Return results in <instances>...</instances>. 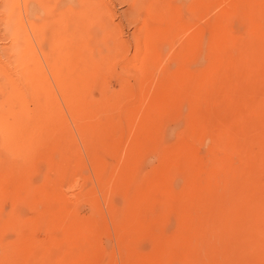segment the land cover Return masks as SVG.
I'll list each match as a JSON object with an SVG mask.
<instances>
[{
  "label": "rangeland",
  "instance_id": "374dc122",
  "mask_svg": "<svg viewBox=\"0 0 264 264\" xmlns=\"http://www.w3.org/2000/svg\"><path fill=\"white\" fill-rule=\"evenodd\" d=\"M204 1L189 49L180 0H91L104 26L77 50L97 65L78 94L39 1L0 0V124L36 139L0 145V264H264V0Z\"/></svg>",
  "mask_w": 264,
  "mask_h": 264
},
{
  "label": "bare ground",
  "instance_id": "6f19581e",
  "mask_svg": "<svg viewBox=\"0 0 264 264\" xmlns=\"http://www.w3.org/2000/svg\"><path fill=\"white\" fill-rule=\"evenodd\" d=\"M22 1H24V12H25V14L27 15V13H29V10H31L30 8H31V6H30V1L31 0H22ZM35 1H37V0H35ZM39 1V3L38 4H40V6L43 8L42 10L45 12V14L46 15H44L45 16V18H47L48 20V23H46V26H45V24H43L45 27H46V30H48V32L51 34V36L53 35V36H55V38H56V41H57V43H55V46L57 47V51L55 50V48H54V51H52L53 52V54H52V52H51V54H49L47 57L49 58V60H52V61H54L53 59H55V61H57V60H62V61H64L63 59H69V58H71V57H74V59L73 60H78L77 61V63L79 64V68H80V71H78V72H75V73H73V75L74 76H70L69 77V79L67 80V82H68V84H69V80H71V78H73L72 80H71V82H70V84L71 83H73L72 85H77L78 86V82H82V79L83 78H85L84 76V74L85 73H87L88 72V69H90L91 67L93 68V67H96L97 65H94V61H93V57L91 56V54H90V52H89V55H86L85 53V51L83 52V53H79L77 50H78V48H80L81 46H83L82 47V50H89L88 49V47H90L91 48V43L93 42V40H94V37H95V35H94V37H93V35H92V37H93V39H92V37H91V35L90 34H94V32L96 33V32H98L104 25H102V26H100V27H98V24H101V23H96V26H95V23H94V21L97 19V18H95L96 16L98 17V15L97 14H99V13H101L102 12V10H101V12H100V9L97 11L96 10V12H99V13H96L95 14V12L93 13V14H95L94 16H93V18H92V16H91V14H89V5L91 4L92 5V3H91V0H76V2H77V6L75 5V4H73V2H74V0H53V1H51V0H48V3L47 2H44L43 0H38ZM204 1V0H203ZM256 0H254V1H252V2H255ZM14 2V1H13ZM12 2V5L14 4ZM51 2H53L55 5H54V7H53V9H52V11L51 12H49L48 11V6H50V4H51ZM97 3L96 2V0H93V4H95V3ZM180 2H181V4H180V6H178V7H186V6H188L187 8H188V10L187 11H183L184 9H182V8H180V10H179V12L176 14L177 15V17L179 18L178 19V23H179V25L181 26V28H184L185 30H186V24L183 22V20H186V19H188L189 18V16L191 15V14H193L194 15V17H195V26H196V29L194 30V32H192V34L190 35V36H186L187 38H186V40H185V44H186V46H188L187 48H189V46H191V48H193V49H197L196 47L198 46V44H199V40H200V26H199V23H200V13L202 14V12H201V8H202V5H201V0H180ZM249 2V1H248ZM261 1H259V3H260ZM263 2V1H262ZM15 3H16V0H15ZM44 5H42V4ZM52 3V4H53ZM176 3H177V0H176ZM204 3H205V1H204ZM209 3V2H208ZM213 3H214V1H213ZM212 3V4H213ZM258 3V4H259ZM49 4V5H48ZM89 4V5H88ZM159 4V3H158ZM210 4V3H209ZM210 5L209 6V8L210 9H208L209 10V12H211V9L213 10V8H214V6L213 5ZM223 4V3H222ZM248 4V3H247ZM256 4V3H255ZM10 5H11V0H10ZM229 5V4H228ZM15 6H16V4H15ZM95 6V5H94ZM155 6V5H154ZM230 6V5H229ZM243 6H244V4H243ZM263 6V5H262ZM51 7V6H50ZM49 7V8H50ZM77 7H79V15L78 14H76L75 13V10L77 9ZM158 7V6H157ZM255 7V6H254ZM254 7H252V8H254ZM92 8H93V6H92ZM95 8V7H94ZM186 8V9H187ZM222 8H223V6H222ZM225 8V7H224ZM255 8H257V7H255ZM160 9V8H159ZM226 9V8H225ZM20 10V9H19ZM91 10V9H90ZM215 10V9H214ZM218 10H220V9H218ZM228 10V9H227ZM232 10V9H231ZM242 10V9H241ZM240 10V11H241ZM175 11V10H174ZM204 11V10H203ZM217 11V10H216ZM234 11V10H233ZM249 11V10H248ZM43 12V13H44ZM59 12V13H58ZM243 12V11H242ZM256 12H258V10L256 11ZM58 13V14H57ZM153 13V12H152ZM175 13V12H174ZM180 13H187L186 15H188L187 17H183V18H181L180 17ZM212 13V12H211ZM230 13H232V12H230ZM259 13H261V12H259ZM263 13V12H262ZM150 14V13H149ZM204 14V13H203ZM208 14V13H207ZM220 14V13H219ZM264 14V13H263ZM212 15H213V13H212ZM216 15V14H215ZM223 15V14H222ZM231 15V14H230ZM234 15V14H233ZM258 15V14H257ZM261 15V14H260ZM259 15V16H260ZM50 16V17H49ZM53 16L55 17H58V19L57 20H55L53 23H52V21L50 20L51 18H53ZM161 16V15H160ZM173 16H175V15H173ZM216 16H218V15H216ZM215 16V17H216ZM14 17V16H13ZM12 17V18H13ZM90 17H91V19H95V20H90ZM193 17V18H194ZM224 17V16H223ZM250 17V16H249ZM15 18H17V16L15 17ZM99 18V17H98ZM101 18V17H100ZM105 18V17H104ZM158 18V17H157ZM162 18V17H161ZM174 18H176V16L174 17ZM204 18V17H203ZM217 18V17H216ZM215 18V19H216ZM228 18V17H227ZM242 18V17H241ZM152 19V18H151ZM208 19H210V18H208ZM207 19V20H208ZM225 18H223V20H224ZM261 19V18H260ZM17 20H19V19H17ZM22 20V19H21ZM54 20V19H53ZM98 20V19H97ZM212 20H213V18H212ZM222 20V21H223ZM262 20V19H261ZM38 21V20H37ZM46 21V22H47ZM100 21H102V19H100ZM105 21V20H104ZM104 21L102 22V23H104ZM93 22V23H92ZM151 22V21H150ZM18 23V22H17ZM44 23H45V21H44ZM106 23V22H105ZM104 23V24H105ZM215 23V22H214ZM226 23V22H225ZM224 23V24H225ZM264 23V22H263ZM93 24V25H92ZM260 24H262V23H260ZM202 25H203V23H202ZM206 25V24H205ZM230 25V24H229ZM228 24H226V26H229ZM18 26V25H17ZM95 26V27H94ZM108 25H105V28L107 27ZM262 26V25H261ZM264 26V25H263ZM20 27V26H19ZM41 27V26H40ZM109 27V26H108ZM152 27H154V26H152ZM210 27V26H209ZM212 27V26H211ZM38 28V27H37ZM41 28H43V27H41ZM218 28V27H217ZM220 28V27H219ZM226 28V27H225ZM224 27L222 28V29H225ZM17 29V28H16ZM21 29V28H20ZM40 29V28H39ZM229 29V28H228ZM227 29V30H228ZM181 30V29H180ZM257 30V29H256ZM18 31H19V29H18ZM23 31V30H22ZM37 31V30H36ZM108 31V30H107ZM147 31V30H146ZM17 32V31H16ZM24 32V31H23ZM40 32V31H39ZM103 32V31H102ZM110 32H111V35H114L113 33H112V31L110 30ZM210 32V31H209ZM216 32V31H215ZM250 32V31H249ZM248 32V33H249ZM264 32V31H263ZM45 33V32H44ZM107 33V32H106ZM40 34H42V33H40ZM48 34V33H47ZM108 34V33H107ZM110 34V33H109ZM44 35V34H43ZM110 35V36H111ZM110 36H108L109 38H110ZM260 36V35H259ZM112 38V37H111ZM260 38V37H259ZM259 38H258V40H259ZM38 39V38H37ZM208 39V38H207ZM206 39V40H207ZM225 39V38H224ZM243 39V38H242ZM16 40H17V37H16ZM19 40V39H18ZM96 40V39H95ZM98 40V39H97ZM111 39H109V44H110V42L112 41H110ZM248 40V39H247ZM99 41V40H98ZM208 41V40H207ZM215 41V40H214ZM255 41V40H254ZM53 43V42H52ZM96 43H97V41H96ZM220 43V42H219ZM247 43V42H246ZM261 43V42H260ZM17 44V43H16ZM20 44H22L21 42H20ZM109 44L107 43V46H109ZM212 44V43H211ZM239 44V43H238ZM251 44V43H250ZM249 44V45H250ZM252 44H254V43H252ZM79 45V46H78ZM98 45V44H97ZM101 45V44H100ZM215 45V44H214ZM225 45H227V44H225ZM237 45V44H236ZM248 45V44H247ZM259 45V44H258ZM257 45V46H258ZM19 46V45H18ZM18 46H15V47H18ZM21 46V45H20ZM95 46V45H94ZM94 46H92V47H94ZM106 46V47H107ZM116 46V45H115ZM231 46H233V45H231ZM230 46V47H231ZM235 46V45H234ZM245 46V45H244ZM96 48L98 47V46H95ZM105 47V46H104ZM217 47H219V46H217ZM225 47V46H224ZM223 47V48H224ZM246 47V49L245 50H247V46H245ZM256 47V46H255ZM254 47V48H255ZM95 48V49H96ZM186 48V49H187ZM226 48V47H225ZM233 47H231V48H229V51H230V49H232ZM257 48V47H256ZM19 49H21V47H19ZM98 49V48H97ZM107 49L108 50H110L111 49V47L110 48H108L107 47ZM190 49V48H189ZM228 49V48H227ZM234 49V48H233ZM236 49V48H235ZM69 50V52H67V53H65L66 51H68ZM80 50V49H79ZM81 50V51H82ZM99 50V49H98ZM106 50V49H105ZM104 50V51H105ZM108 50H106V52L108 51ZM188 50V49H187ZM244 50V49H243ZM244 50V51H245ZM252 50V49H251ZM73 51H74V56H71L72 54H73ZM96 51V50H95ZM232 51V50H231ZM55 52V53H54ZM108 52H110V51H108ZM218 52V51H217ZM226 52V51H225ZM246 52V51H245ZM101 53H103V52H101ZM222 53L223 52H221V55H222ZM234 53V52H233ZM243 53V52H242ZM252 53H254V52H252ZM55 54V56H53ZM88 54V53H87ZM211 54V53H210ZM247 54V53H246ZM257 54V53H256ZM20 55V54H19ZM50 55H52L51 57H54V58H52V59H50ZM70 55V56H69ZM232 55V54H231ZM234 55V54H233ZM232 55V56H233ZM18 56V55H17ZM195 56V55H194ZM215 56V55H214ZM236 56H237V54H236ZM252 56H254V55H252ZM46 57V58H47ZM211 57H213V56H211ZM15 58H17L16 56H15ZM47 58V59H48ZM229 58V57H228ZM231 58V57H230ZM255 58V57H254ZM259 58V57H258ZM262 58H264V56L262 57ZM232 59V58H231ZM235 59V58H234ZM260 59V58H259ZM59 60V61H60ZM225 60V59H224ZM93 61V62H92ZM194 61H195V65H196V67H198V65H200V57L197 55V56H195L194 57ZM213 61V60H212ZM236 61V60H235ZM49 62V61H48ZM67 62V61H66ZM73 62H75V61H73ZM251 62H254V61H251ZM257 62H258V60H257ZM261 62V61H260ZM57 63H59V62H57ZM62 63V62H61ZM61 63H59V64H61ZM221 63V62H220ZM233 63V62H232ZM78 64H76V65H78ZM228 64V63H227ZM226 64V65H227ZM229 64H231V63H229ZM228 64V65H229ZM58 65V64H57ZM57 65H54V66H57ZM75 65V66H76ZM249 65H251V63L249 64ZM60 66V65H59ZM58 66V67H59ZM230 66H232V65H229V67ZM243 66H244V64L242 65V68H243ZM252 66V65H251ZM57 67V68H58ZM61 67V66H60ZM68 67V66H67ZM70 68V67H69ZM77 69H78V67H76ZM76 68H74V69H76ZM82 68V69H81ZM225 68V67H224ZM249 68V67H248ZM59 69V68H58ZM64 69V68H63ZM62 69V70H63ZM226 69V68H225ZM240 69V68H239ZM61 70V71H62ZM83 70V71H82ZM55 71V70H54ZM56 71H57V69H56ZM59 71V70H58ZM57 71V72H58ZM220 71H222V70H220ZM252 71V70H251ZM250 71V72H251ZM74 72V71H73ZM242 72V71H241ZM59 73V72H58ZM91 73V72H90ZM217 73V72H216ZM221 73V72H220ZM220 73H218V74H220ZM244 73V72H243ZM60 74V73H59ZM59 74H57L58 76H59ZM70 74H72V73H70ZM76 74H78V76H76L75 77V75ZM87 74H89V73H87ZM226 74V73H225ZM236 74V73H235ZM65 75V74H64ZM35 77V75H34V73L31 71V73H30V76L29 75H25V74H23V80H24V82H28L27 81V79H32V78H34ZM87 76V75H86ZM220 76H221V74H220ZM246 76V75H245ZM62 77H64V76H62ZM223 77V76H222ZM248 77V76H247ZM58 78V77H57ZM60 78V81H61V77H59ZM221 78V77H220ZM240 78V77H239ZM243 78V77H242ZM242 78H240V79H242ZM214 79V78H213ZM65 80H66V78H65ZM236 80H237V78H236ZM220 81V80H219ZM243 81V80H242ZM74 82H76L77 84H75ZM218 82V81H217ZM225 82H227V81H225ZM231 82V81H230ZM40 83V82H39ZM61 83V82H60ZM80 84V83H79ZM44 85V84H43ZM45 86V85H44ZM34 87H38L37 89L39 90V85H34ZM33 87V90L34 91H36V92H38V90L37 89H35ZM68 87V89L69 88H71V89H69V90H71L70 92H71V96L74 94V92L76 91V88H75V86L73 87H69V85L67 86ZM79 87V89H77V91H78V94H84V90H81L80 89V86H78ZM41 88H42V86H41ZM209 88V87H208ZM45 89V88H44ZM42 92V91H41ZM44 92V91H43ZM46 92H47V89H46ZM211 92H213V91H211ZM221 92V91H220ZM45 93V92H44ZM208 93V92H207ZM216 93V92H215ZM50 95V94H49ZM207 95V94H206ZM219 95V94H218ZM199 96V95H198ZM50 97V96H49ZM201 97V96H200ZM211 97V96H210ZM209 97V98H210ZM208 98V99H209ZM212 98V97H211ZM210 98V99H211ZM214 98V97H213ZM46 99H44V101H45ZM74 100V99H73ZM48 101V100H47ZM73 102V101H72ZM71 102V103H72ZM207 102V101H206ZM211 102V101H210ZM45 103V102H44ZM47 103V102H46ZM45 103V104H46ZM50 103V102H49ZM49 103H47L46 105L47 106H49L48 104ZM76 103V102H75ZM208 104V103H207ZM214 105V104H213ZM212 105V106H213ZM46 106V107H47ZM74 107V106H73ZM210 107V106H209ZM205 108H206V105H205ZM208 110H209V108H207ZM56 110V109H55ZM46 111V110H45ZM50 112V111H49ZM197 113H201V112H197ZM209 113H210V111H209ZM49 114H51V113H49ZM48 113H47V115H49ZM207 114V113H206ZM206 114H205V116H206ZM16 115H18V116H21V114L20 113H16ZM59 115V114H58ZM198 115V114H197ZM208 115V114H207ZM28 116V115H27ZM30 116V115H29ZM51 116V120H52V115H50ZM49 116V117H50ZM33 116H30V117H27V119L29 118H32ZM48 117V116H47ZM46 117V118H47ZM49 117L47 118V119H49ZM198 117H199V115H198ZM210 117V116H209ZM39 118V117H38ZM55 118V117H54ZM203 118H206V117H203ZM26 119V121L30 124V122H29V119L27 120ZM56 119V118H55ZM58 119V118H57ZM209 119V118H208ZM22 119H20L19 120V122L21 121ZM31 120H33V119H31ZM39 120H41V119H39ZM38 120V121H39ZM25 121V122H26ZM204 121H206L205 119H204ZM25 122L23 123V125H24V127H25ZM36 122H37V120H36ZM40 122H42V121H40ZM44 122V121H43ZM49 122V121H48ZM199 122H201V120L199 121ZM38 124H39V122H37ZM52 123V122H51ZM207 123V122H206ZM28 124V125H29ZM37 124V125H38ZM50 123H47V125H48V127H45L44 129H49V127H51L50 125H49ZM61 124H62V120H61ZM22 125V126H23ZM33 125H35V123L33 124ZM42 125V124H41ZM46 125V126H47ZM43 126V125H42ZM34 127H36V126H34ZM33 127V128H34ZM59 127H61V125L59 126ZM64 127V126H63ZM14 127H11V126H9L8 124H6V123H1L0 124V145H2L3 143H8V142H10L11 143V145H12V147L15 149H17V148H22V145L26 148V145L28 146V144H30L31 143V141L34 139H29V137L27 138V136H24V138H23V136L21 137V135L18 133V132H16V131H14V129H13ZM30 128V127H29ZM28 127L26 128L25 127V129H29ZM32 128V127H31ZM42 128V127H41ZM56 128H58V127H56ZM56 128H54V130L53 129H51L52 131H54V134L56 133V131L55 130H57ZM62 128V127H61ZM35 129H37V128H35ZM35 129L34 130H32V132L33 131H35ZM40 130V129H39ZM27 132L29 131L30 132V130H26ZM25 131V132H26ZM41 131V130H40ZM59 131V130H58ZM37 132V131H36ZM36 132H35V134H36ZM58 133V136H59V132H57ZM56 133V134H57ZM39 134V133H38ZM32 135L34 136V133L33 134H31L30 136H31V138H32ZM11 136V137H10ZM37 136V135H36ZM39 137V136H38ZM55 137V136H54ZM53 137V138H54ZM63 137V136H62ZM28 139L29 140H31V141H28ZM63 139V138H62ZM35 140L36 139H34V142H35ZM53 141H61V139L59 138H54L53 139ZM33 143V142H32ZM31 143V144H32ZM49 143V142H48ZM51 143V142H50ZM56 143V142H55ZM34 144V143H33ZM36 144H37V142H36ZM32 146V145H31ZM33 147V146H32ZM29 148V147H28ZM16 149L14 150V154L16 153ZM132 153V152H131ZM211 159H213V155L211 156V158H210V162H212L211 161ZM206 170V173H207V179H206V174H204L203 172ZM204 171L202 170V171H200V172H198V173H196L195 175H194V180H195V182H196V180H197V178H198V174L200 175H204L203 176V179H202V177H201V181H203L204 180V178H205V180H207V181H205V183H207V184H205V183H199V182H196V185H198V186H196L197 187V190L198 191H203V190H213V189H215L214 187H216V184L217 183H219L221 180H222V178L221 177H223L222 176V173H220L221 172V170L218 168V167H215V165H210V166H207V167H205L204 168ZM203 173V174H202ZM220 173V174H219ZM200 177H199V179H200ZM197 180V181H200V180ZM204 182V181H203ZM198 183V184H197ZM204 185V186H203ZM47 201H49V200H47ZM46 201V202H47ZM55 203V202H54ZM50 210H51V208H50ZM52 212V211H51ZM2 225V224H1ZM6 228V227H5ZM61 243V242H60ZM7 254V253H6ZM7 259V258H6Z\"/></svg>",
  "mask_w": 264,
  "mask_h": 264
}]
</instances>
